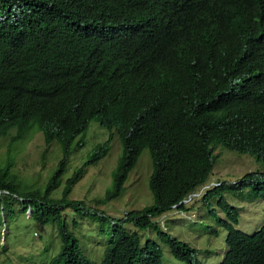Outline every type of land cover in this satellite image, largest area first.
I'll list each match as a JSON object with an SVG mask.
<instances>
[{
  "label": "trees",
  "instance_id": "16d2710c",
  "mask_svg": "<svg viewBox=\"0 0 264 264\" xmlns=\"http://www.w3.org/2000/svg\"><path fill=\"white\" fill-rule=\"evenodd\" d=\"M195 1L0 0V146L10 136L14 154L17 142L36 130L45 146L53 140L61 146L43 183L15 174L11 153L0 159L1 207L13 211L20 204L29 218L56 228L59 249L46 264H163L158 245L141 244L135 231L112 217L100 214V230L115 222L100 263L82 254L67 226V208L80 217L99 215L69 196L86 167L106 155L114 135L121 149L112 183L95 202L124 192L147 147L153 201L119 221L154 228L181 264H199L195 249L152 217L208 180L216 143L254 155L260 176L252 180L248 172L234 184L219 182L201 199L216 216L210 207L216 196L228 217H216L226 229L219 264H264V221L244 232L223 195L251 186L264 199V0ZM92 120L108 138L63 178Z\"/></svg>",
  "mask_w": 264,
  "mask_h": 264
},
{
  "label": "rangeland",
  "instance_id": "374dc122",
  "mask_svg": "<svg viewBox=\"0 0 264 264\" xmlns=\"http://www.w3.org/2000/svg\"><path fill=\"white\" fill-rule=\"evenodd\" d=\"M14 132H11L13 134ZM25 139L17 142L14 154L8 151L10 136L2 140L0 159H5L8 153L12 155V171L23 180H39L43 183L55 168L62 152L61 146L53 140L45 146L40 132H31ZM107 138V131L92 120L84 135V145L73 149L69 156L63 178L69 176L74 168L81 165L92 152L97 143ZM120 142L114 137L109 143L106 155L86 167L84 175L73 186L70 198L83 200L86 206L114 218L119 227L135 231L141 244L146 240L161 248L163 264H181L173 257L170 246L157 234L154 228H139L131 222L119 221L126 211L140 209L152 203L153 195L148 187L152 170V160L147 147L141 151L135 166L130 170L124 182L122 195L104 203H95V198L102 197L106 188L112 183L111 172L120 154ZM46 150V151H45ZM45 151L43 160L42 153ZM215 164L207 180L231 184L243 174L254 172L251 177L260 176L262 164L254 156L245 152L239 153L226 149L220 144L215 146ZM49 173V174H48ZM62 186L57 187L55 195L59 196ZM225 199L233 206L232 212H238L237 227L246 233L256 231L264 221V199L259 197L248 186L241 190L228 189L223 193ZM217 197L210 199V207L201 198L185 209L184 215L173 214L166 218L156 217L161 230L169 236L188 243L195 249V259L199 264H219L226 254V229L216 221V217L228 218L224 211L218 208ZM67 226L79 239L82 254L96 263L103 258V250L110 240V232L115 228L110 221L102 225L100 215L80 217L67 208L64 211ZM27 209L20 204L4 210L0 204V264H46L58 251L60 240L56 228L51 224H41L28 217Z\"/></svg>",
  "mask_w": 264,
  "mask_h": 264
},
{
  "label": "clouds",
  "instance_id": "9594fccd",
  "mask_svg": "<svg viewBox=\"0 0 264 264\" xmlns=\"http://www.w3.org/2000/svg\"><path fill=\"white\" fill-rule=\"evenodd\" d=\"M195 4H197V0L194 2ZM37 132H40V131H38V130H36ZM41 134H42V132H40ZM108 135V134H107ZM114 137H117V135H114L112 138H111V140L114 138ZM108 138V137H107ZM106 138V139H107ZM105 139V140H106ZM110 140V141H111ZM110 141H109V143H110ZM221 145V144H220ZM222 146V145H221ZM223 147V146H222ZM109 149V148H108ZM227 149V148H226ZM240 153V152H239ZM242 153H245V152H242ZM214 154H216L215 153V149H214ZM250 154V153H249ZM252 155V154H251ZM252 156H254V155H252ZM216 157H217V154H216ZM215 157V158H216ZM255 157V156H254ZM214 164H215V162H214ZM214 167V166H213ZM244 175V174H243ZM242 175V176H243ZM241 176V177H242ZM241 177L239 178V179H241ZM239 179H237L236 181H238ZM250 179H252V180H254L253 178H250ZM236 181H234V182H232L231 184H234ZM219 182L220 181H214V182H210V184H207V181L205 182V183H203V184H201V185H199L196 189H194L193 191H190L189 193H187L180 201H178V202H176V203H174V204H172L171 205V208L169 209V210H167V211H164V212H162V213H160V214H158V215H156V216H153L152 217V221H154V219L156 218V217H161V218H166L167 217V215L172 211L173 212V214H179V215H184L185 214V209H187L188 208V206H190V205H192L194 202H195V200L196 199H198V198H202V196H203V194L208 190V189H210V188H212L213 186H215V185H218L219 184ZM125 186V185H124ZM123 194V193H122ZM121 194V195H122ZM120 196V195H119ZM118 197V196H117ZM116 198V197H115ZM115 198H112V199H115ZM112 199H110V200H112ZM152 200H153V198H152ZM107 202V201H106ZM95 203H98V202H95ZM102 204V203H101ZM90 207V209H92V210H96L94 207H91V206H89ZM97 211V210H96ZM130 211V210H129ZM28 212H30V210H28ZM97 212H99V211H97ZM127 212L128 211H126L125 212V214H124V216L122 217V218H124L125 217V215L127 214ZM100 214H104L105 216H108V217H111L110 215H108V214H105L103 211H101V212H99V215ZM155 223H158V222H156V221H154ZM114 221L113 222H111V224L112 225H114ZM158 225V224H157ZM159 227V226H158ZM113 229H111V231H112ZM110 235H111V232H110Z\"/></svg>",
  "mask_w": 264,
  "mask_h": 264
}]
</instances>
